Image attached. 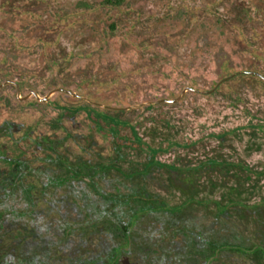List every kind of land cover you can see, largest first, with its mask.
<instances>
[{"label":"rangeland","instance_id":"rangeland-1","mask_svg":"<svg viewBox=\"0 0 264 264\" xmlns=\"http://www.w3.org/2000/svg\"><path fill=\"white\" fill-rule=\"evenodd\" d=\"M5 1L12 5L8 3L0 11V59L9 55L15 68L24 56L33 54L16 47L33 45L37 37L53 40L55 46L49 53L47 47H35L36 59L55 55V69L41 74L40 87H46L48 81L50 86L63 84L101 106L88 107L85 112L104 119L106 138L97 134L91 143L86 140L80 145L91 154L95 149L105 153L104 159L111 164L103 179H108L107 185H149L151 194L168 207H182L188 185L172 184L164 170L155 168L149 171L152 178L137 180L130 174L138 160L144 166L148 154L158 155L164 146L169 150L158 160L165 164L194 165L218 155L240 161L252 172L264 169V0H119V6L111 9L99 6L105 0H0V5ZM112 24L116 30L111 29ZM238 71L253 74L238 75ZM223 77L217 91L207 94ZM1 95L0 110L20 119L16 94L9 90ZM40 95L48 96V91ZM53 99V116L48 106L29 108V116L39 118L36 112L44 111V119L55 117L57 140L65 134L56 127L57 119L63 118V125L72 130L66 120L75 117L76 132L91 136L89 124L82 119L88 117L83 112L69 113V106L77 102L63 93H55ZM110 105L123 109L119 113L111 110V116L104 109ZM80 124L83 127L78 130ZM132 127L142 140L135 137ZM220 133L228 137L211 138ZM95 141L97 148L92 144ZM58 149L68 153L69 160L87 155L72 139ZM83 157L92 162L99 158ZM67 176L60 174L59 179ZM245 182L215 185L212 196L202 185L204 189L195 199L233 194L250 198L253 207L261 209L256 204L264 203V175L259 179L252 175ZM22 208L23 204L17 207ZM186 208L190 217L204 213V207L197 204ZM37 209L41 214L49 208L41 204ZM180 216L178 213L177 218ZM256 216L264 217V208ZM250 228L253 244L259 231L253 222Z\"/></svg>","mask_w":264,"mask_h":264},{"label":"flooded vegetation","instance_id":"flooded-vegetation-1","mask_svg":"<svg viewBox=\"0 0 264 264\" xmlns=\"http://www.w3.org/2000/svg\"><path fill=\"white\" fill-rule=\"evenodd\" d=\"M117 2L120 1L105 0L99 6L111 9L119 6ZM8 3L12 5L11 1L0 5L1 12L2 6ZM111 29L116 30V27L112 24ZM33 42V45L15 48L33 52L24 56L20 64L16 63L15 68L9 62V55L0 59V99L4 97L1 93L12 90L20 110V119H13L7 110H0V264H264V217L256 216L257 212H263L264 203L256 204L261 208L257 209L250 198L233 194L220 199H195L199 190L204 189L202 185H206V191L212 196L215 185H242L252 180V175L257 179L262 177L264 169L252 172L251 167L241 165L240 161L218 155L196 161L194 165L165 164L158 156L168 152L169 147L162 146L163 149H158L162 153L148 154L144 166L138 160L130 174L137 180L146 176L152 178L149 171L155 168L164 170L163 174L172 184L188 185L189 190L187 187L184 190L188 198L182 207H168L165 201L151 194L149 185H107L108 179H103L111 164L104 159L105 153L95 149L91 154L80 145L86 140L91 143L97 134L106 138L107 134L102 133V130L107 131L104 119L85 112L88 107L101 109V106L63 84L50 86L48 81V90L40 87L41 74L55 69V55L45 60L36 59L35 47L41 46V50L47 47L49 53L55 41L37 37ZM241 73L249 75L251 72H237ZM224 79L207 92H216L217 84ZM45 91L48 96H41ZM55 93L68 95L77 102L69 106V113L81 115L83 112L88 117L82 119L90 125L91 136L76 132L75 117L66 120L72 130L63 125V118L57 119L56 127L65 134L57 140L55 117L44 119V111L36 112L39 118L29 116V108L38 110L40 106H48L53 116ZM104 109L110 114L111 110L119 113L123 108L110 105ZM82 127L80 124L78 130ZM132 128L135 137L142 140ZM227 137L228 134L220 133L211 138ZM66 139H72L79 151L87 155L67 159L68 153L58 149ZM92 144L97 148V141ZM83 156L99 158L92 162ZM60 174L68 176L59 179ZM190 185H195L192 186L195 191H191ZM59 191L62 194L59 195ZM19 204L24 208L17 209ZM41 204L48 205L49 209L38 214L37 207ZM190 204L203 206V215L185 214ZM178 213L183 215L181 219L177 218ZM251 222L259 231L258 241L253 244L249 234Z\"/></svg>","mask_w":264,"mask_h":264},{"label":"water","instance_id":"water-1","mask_svg":"<svg viewBox=\"0 0 264 264\" xmlns=\"http://www.w3.org/2000/svg\"><path fill=\"white\" fill-rule=\"evenodd\" d=\"M206 93H211V92H206Z\"/></svg>","mask_w":264,"mask_h":264}]
</instances>
